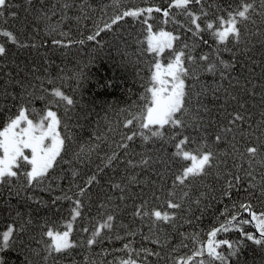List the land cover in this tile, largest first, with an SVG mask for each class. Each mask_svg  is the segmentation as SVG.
I'll use <instances>...</instances> for the list:
<instances>
[{"label":"trees","instance_id":"1","mask_svg":"<svg viewBox=\"0 0 264 264\" xmlns=\"http://www.w3.org/2000/svg\"><path fill=\"white\" fill-rule=\"evenodd\" d=\"M12 2L20 5L19 8L11 9L18 13L19 18L10 19L7 25L0 24V28L18 33V39L34 42L37 48H16L7 43V38L0 36V42H5L11 53L10 57L5 58L3 67H0V87H7L8 91L17 96L22 95L23 89L18 85L13 87L11 84H4L8 79L5 73H11L17 78L18 74H21L27 78V82L37 85L35 89H30L34 96L31 106L37 111L45 107V100L40 99L42 95L45 99L52 98L43 90L47 89L48 93H51L54 88H60L65 94L73 97L76 108L72 113L73 120L67 122V129L63 127V109L58 111L62 120L61 135L66 137L65 152L62 153L63 160L58 158V167L50 171L49 182L38 188L25 190L21 177L10 190L0 188V232L7 230L9 225H23L25 231L22 239L29 245L27 251L18 242L12 249L5 250L3 255L10 260V264H26V257L31 264H44L31 250L36 249L41 252V256L44 255L43 244L48 238L43 236V232L47 227L56 230L62 223L67 222L72 206L67 200H58L53 204V199L64 194L74 198L78 188L84 186L92 176L96 179L92 186L87 188V196L82 197L87 207L83 209L81 217L73 222L72 239L84 241L89 234L79 230L88 227L91 231L96 222L103 223L108 214L114 215L113 227L101 231L102 243L91 248L78 247L72 251L71 256H58L55 264H72L73 260L76 264H112L114 258H127L124 252L116 250L128 242H131L137 251L148 249L150 252L159 253V256H147L148 264H171L169 250L172 247L179 248L177 257L191 255L190 249L194 245L191 237L198 236L202 243H206L208 233L226 223L231 219L233 212L238 211L232 209L234 203H251L257 215L264 213V198L258 195L249 196L243 190H233L231 198L222 194L226 181L232 179L231 173L240 172L243 175L241 165L245 169L248 167L247 158L241 155L247 141L241 139L240 133H236L235 143L238 150L227 156L226 166L222 163L220 167L211 169L208 175L176 186L173 185V179L178 167L171 159L175 152L174 144L180 139H173L176 129L166 125L162 130L163 138L153 137L147 142L140 137H134L131 142L125 140L126 135L139 131L135 121L128 127H125V124L140 112L144 104L141 96L145 95V88L150 86L148 64L152 54L141 55L146 45L136 43L137 40L144 39L140 21L145 17H125L112 26L111 32H101L95 41H87L86 37L93 34L98 25L103 26L123 11L148 7L166 9L170 0H45L46 10L52 5L55 6L57 15L52 17L51 26L57 29L56 33L50 32L49 22L39 19L33 21V16L41 7L37 0H33V7L27 5L25 0ZM65 2L72 4V7L67 10L63 22H59L60 9ZM236 3L237 0H207L205 9L210 13L207 19H213L211 13L217 7L228 8ZM208 4H211L212 8H208ZM199 8L195 0L189 5L192 12L198 13ZM178 12L180 10L172 7L169 14L170 17L174 16L177 23L170 20L169 23L163 24L162 13L156 12L151 14L153 19L148 22L153 25L154 31L163 28L179 35L180 40L174 42V48L182 47L186 43L189 45V48L185 49L186 54L190 52L195 57L208 54L211 61L217 64V71L207 72L206 62H185L186 66L193 70L192 77H198L186 80V86H191L190 89L186 88L191 93V103L188 104L189 112L182 119L190 125L189 129L184 130V134L190 136L194 143L186 145L185 150L192 151L197 144H206L207 149L223 157L226 152L231 151L232 141L229 139L228 143L217 144L214 142V134H219L227 122L226 114L220 110L221 102L228 98L224 92L225 88L232 95L243 99L246 114L251 117L248 123L264 130V47L260 45L264 36L249 35L254 29L246 26L242 29V35L246 39L237 44L229 37V50L224 51V45L215 41L208 32L200 33L203 40L208 41L205 45L200 37H194L191 32L179 27L191 24L185 15L177 14ZM25 18L28 26L21 28V22ZM203 19L205 18L198 21L201 27ZM261 22L258 20V23ZM34 26H38L41 31L34 33ZM59 32L67 33V36L62 37ZM116 36H122V41H116ZM53 38L72 40L73 43L65 48L52 46L50 43L47 47H40L45 40L51 41ZM81 39L85 40L84 44L76 43ZM217 48L221 49L219 60L228 64L227 68L216 60ZM165 57L170 58L169 50L165 51L161 59L164 61ZM233 64L236 65L235 68L232 67ZM242 65H246L248 71H243ZM33 67L34 72L30 71ZM81 72L83 78L78 79ZM221 72L224 73L223 77ZM229 79L232 80L233 87H229ZM236 80H239V84ZM249 80L251 83H247ZM216 89H220V100H215L212 96ZM20 103L18 99L14 101L0 96V130L5 126L7 118L16 114ZM201 104H206L212 111L210 115L199 111L198 119ZM225 107L228 111H233L235 104L230 102ZM52 108L56 110V106L53 105ZM209 120L212 122L211 126ZM197 123L203 124V128L196 129ZM247 134L248 129L245 126V137ZM256 135H260V131H257ZM122 142L129 144L127 156L124 149L117 147ZM261 152L264 153V149H261ZM113 153L116 158L110 161ZM142 158L149 161L147 166L140 163ZM128 159L132 160L131 165L126 163ZM261 159L264 157H258L254 164L257 185L260 184L259 174L264 172V166L260 164ZM233 161L237 163L234 165ZM178 163L186 165L191 162L178 160ZM117 184L124 189L123 192L114 187ZM16 192L21 195L16 196ZM105 194L111 196V202H108ZM120 196H124V199L120 200ZM155 197H159V201ZM167 199L181 204V208L168 209L164 203ZM145 200L148 201L146 210L174 212L175 218L167 223L153 224L149 217L135 216L134 211ZM100 205L104 207L101 208ZM225 208L228 211L222 215ZM238 219L250 220V216L247 212H242ZM240 227L241 225L233 222L228 232L217 236L218 240L228 239L235 242L240 249L238 258H233L231 264H236L237 259L241 264H264V245H256L243 234L251 233L260 238L255 222L243 225V233L239 230ZM12 239H17L15 233ZM182 240L188 245L187 248H180ZM219 250L225 254L229 251L226 246ZM139 259H144L142 251ZM48 264H54V261L50 259ZM192 264H196V261L193 260Z\"/></svg>","mask_w":264,"mask_h":264},{"label":"snow or ice","instance_id":"2","mask_svg":"<svg viewBox=\"0 0 264 264\" xmlns=\"http://www.w3.org/2000/svg\"><path fill=\"white\" fill-rule=\"evenodd\" d=\"M26 4L33 7V0H25ZM41 7L37 10L36 15L33 16V21L39 19L40 21L49 22V29L51 33H56L57 29L51 26V20L53 16L57 15L54 10L55 6L52 5L47 8L45 6V0H37ZM193 3V0H170L169 6L166 9L160 7H148L146 9L127 10L115 15L110 22H105L103 26H97V30L90 35H87V41H95L97 36L104 31H112V26L122 21L125 17H132L139 19L141 16L145 18L140 21L141 28L144 31V39L137 40L136 43L146 45L141 55L147 53L152 54V59L148 64L150 72V86L145 88V95L141 96V100L144 104L138 114L132 116V119L126 121L125 127L133 124L135 121L139 126V131H134L130 135L125 136V140L131 142L134 137H140L143 141L147 142L153 137L163 138V129L166 125L170 128L176 129L173 135V139L180 137L178 142L174 144L175 152L171 159L177 163L178 170L174 174L173 185H185V182L191 183L193 179L201 178L209 174V171L214 167H220L223 163L227 165V156L237 151L236 148V133H240L241 139H246L247 146L244 148L242 156L247 158L248 167L245 169L241 165L240 172L231 173L232 179L226 181V188L223 191V195L231 198L233 190L245 191L249 196L258 195L264 198V172L260 173V184L257 185L256 176L257 173L254 170V164L258 157H264V153L261 149H264V130H261L259 126L254 127L252 123H248L251 119L250 115L246 114V105L242 98L237 95H232L227 88L224 92L227 94V99L223 100L220 104V110L226 114L227 122L220 129L219 134H214V142L228 143L229 139L232 141L230 144V152H226L221 157L217 152L207 149L206 144L197 146L192 150H185V146L194 143L190 136L184 134V130L189 129L190 125L182 117L189 112L188 104L191 103V93L186 88V80L192 77V69L186 66V61L189 64H196L198 62L205 63V71L215 72L217 71V64L211 61L210 55L201 54L199 57L192 56L189 52L186 54L185 49L189 48V45L184 43L182 47L174 48V42L180 40L179 35H174L172 31H165L160 28L158 31H153V25L148 21L153 19L152 13H162V23L167 24L170 20L173 23H177L173 17H170V11L172 7L180 10L177 14L182 13L189 20L191 26L179 25L187 32H191L194 37H200L202 42L207 45L208 41L203 40L200 36L201 32H208L209 35L218 41L220 45H224L223 50L228 51L229 37L235 43H240L246 38L242 35V29L246 26H250L254 31H250L249 35L264 36V0H237L235 6L229 5L228 8L217 7L214 12L211 13L213 19H207L210 13L205 9L207 0H195V3L200 6L199 12H192L189 9V5ZM20 5L14 4L12 0H0V24L7 25L9 20H17L18 13L11 11V9L19 8ZM72 7V4L65 2L60 9V21L63 22L67 14V10ZM208 8H212L211 4H208ZM28 11V9H26ZM83 13V9H81ZM7 13V15H6ZM223 13V14H222ZM203 19V27H201V21ZM261 20V23H258ZM27 18L21 22V28H26ZM32 31L34 33L40 32L41 29L38 26H34ZM62 37L67 36V33L59 32ZM0 36L7 38V43L16 48H37L34 42H25L18 39V33H15L6 28H0ZM115 40L122 41V36H116ZM61 48L69 47L73 43L72 40L56 39L51 41L45 40L40 47H47L48 44ZM76 43L84 44L85 40L81 39ZM261 47H264V40L260 41ZM166 50H169V57L165 64L161 57ZM221 49L217 48L215 52L216 60L227 68L229 65L225 64L222 60H219ZM11 53L5 42H0V67H3L5 58L10 57ZM236 67L235 64L232 65ZM243 71H248L246 65L241 66ZM34 67L30 71L34 72ZM8 79L4 82L5 85L11 84L13 87L19 86L23 89V94L17 96L16 94L8 91L7 87H0V96L5 99L20 100L16 114L9 116L5 126L0 130V188L13 187L15 182H19L23 177L25 190L35 189L41 185H45L51 179L49 173L51 170L58 167V158L63 160L62 153L65 152V140L66 137L61 135L62 120L58 116V111L62 108L64 114L65 129L68 128V121L73 120L72 113L75 111L76 102L73 97L65 94L60 88H54L51 93H48L47 89L43 92L49 94L52 98L45 99L42 95L40 99L45 100V107L39 111L33 108V92L30 89H35L37 85L27 82V78L18 74L19 78L13 77L11 73H5ZM221 77L224 73H220ZM78 79L83 78V73L78 74ZM197 79L198 77H192ZM37 79H39L37 77ZM51 83V81H49ZM239 84V80H236ZM251 83V81H247ZM232 80L229 79V87H233ZM79 87V84L77 85ZM220 89H216L212 92V96L215 100H220L218 95ZM255 95V93H250ZM230 102H234L235 108L233 111H228L225 105ZM56 106V110H53L52 106ZM199 111L211 114V109L206 104H201ZM177 114H180L179 116ZM31 117V118H30ZM211 126V120L208 121ZM245 126L248 129L247 137L244 135ZM203 124L197 123L196 129H202ZM206 131V129H205ZM260 131V135H256V132ZM229 134H231L229 136ZM118 148L125 150L127 156V149L129 144L122 142L117 145ZM116 158V154L109 158ZM178 160L190 161V164L180 165ZM127 164L131 165L132 160L128 159ZM141 164L147 166L149 161L147 159H141ZM237 161H233L235 165ZM261 166H264V159L260 160ZM95 176H92L84 186L79 187L77 193L73 196L64 194L57 196L53 199L52 203L56 204L58 200H67L71 203L69 211L70 219L64 222L56 230L52 227H47V230L43 232V236L48 240L43 244V253L36 249H32L31 252L35 256H39L44 264H48L51 259L56 262L58 256H71L72 251L78 247L91 248L94 245L103 242L101 237V231L104 229H111L113 227L112 221L114 215L108 214L103 223L96 222L93 229L90 231L88 227H83L79 231L82 233H88L89 235L84 241L72 239L73 222L81 217L82 211L87 204L84 203L82 197L87 196V188L92 186L95 181ZM115 188L124 191L119 184L114 185ZM11 194V192H10ZM16 196H20V192L15 193ZM106 198L108 202H111V196L107 194ZM170 195H173L170 193ZM186 195V194H185ZM90 198V197H89ZM32 199V197H29ZM120 200L124 199V196L119 197ZM159 201V197H155ZM42 203V202H38ZM168 209H180L181 204L174 202L172 199H167L164 202ZM198 203V202H197ZM148 201H142L141 205L136 208L134 215L138 217H149L153 224L159 222H169L175 218V213L168 211H160L155 209H147ZM101 208L104 205H100ZM234 211L231 219L226 223H222L219 227L212 229L208 233L206 243H202L198 236H192L191 239L194 242L193 248L190 249L191 255L185 254L177 257L176 253L179 248L172 247L169 250V256L171 258V264H192L195 260L196 264H231L233 258H238L240 249L235 242H230L228 239H217L218 234L226 233L233 226V222L241 225L240 231L243 233V225L255 222V228L260 234V238H256L251 233H243L250 241H254L256 245H264V213H257L252 209L251 203H234L232 205ZM228 211L225 208L226 214ZM242 212H247L250 216L249 219H238ZM19 213H17V216ZM31 221L29 220L28 223ZM25 231V226L16 227L9 225L7 230L0 232V264H10V260L3 255L5 250L12 249L13 245L17 242L28 250L29 245L22 239V234ZM16 234L17 239L13 240V234ZM99 238V239H98ZM159 243V241H155ZM226 246L229 250L227 254L220 251L222 247ZM188 245L182 240L180 242V248H187ZM19 251V249H17ZM116 251H121L126 254L127 258L118 257L114 258L112 264H148L147 256L154 255L159 256V253L150 252L148 249H142L144 253V259L140 260L141 251H137L132 247L131 242L123 244L122 248ZM111 254V253H108ZM87 262V258H85ZM26 264H31V261L26 257ZM72 264H76L73 260ZM236 264H241L239 259L236 260Z\"/></svg>","mask_w":264,"mask_h":264},{"label":"rangeland","instance_id":"3","mask_svg":"<svg viewBox=\"0 0 264 264\" xmlns=\"http://www.w3.org/2000/svg\"><path fill=\"white\" fill-rule=\"evenodd\" d=\"M165 31H171V30H166V29H164ZM156 31H158V30H156ZM155 32V31H154ZM174 34V33H173ZM163 61V60H162ZM165 64L167 63L166 61H163Z\"/></svg>","mask_w":264,"mask_h":264},{"label":"bare ground","instance_id":"4","mask_svg":"<svg viewBox=\"0 0 264 264\" xmlns=\"http://www.w3.org/2000/svg\"><path fill=\"white\" fill-rule=\"evenodd\" d=\"M164 61H166V62H167V59H164Z\"/></svg>","mask_w":264,"mask_h":264}]
</instances>
